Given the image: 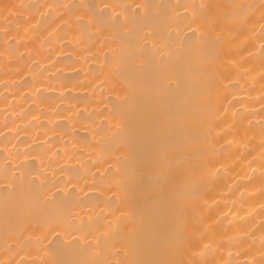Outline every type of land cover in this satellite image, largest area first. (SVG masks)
<instances>
[{
	"label": "bare ground",
	"instance_id": "1",
	"mask_svg": "<svg viewBox=\"0 0 264 264\" xmlns=\"http://www.w3.org/2000/svg\"><path fill=\"white\" fill-rule=\"evenodd\" d=\"M0 264H264V0H0Z\"/></svg>",
	"mask_w": 264,
	"mask_h": 264
}]
</instances>
